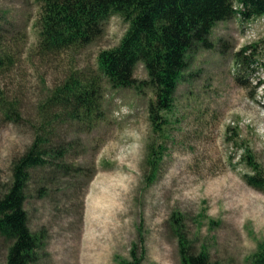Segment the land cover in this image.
<instances>
[{
	"label": "rangeland",
	"instance_id": "374dc122",
	"mask_svg": "<svg viewBox=\"0 0 264 264\" xmlns=\"http://www.w3.org/2000/svg\"><path fill=\"white\" fill-rule=\"evenodd\" d=\"M40 10L38 0H0V53H11L14 61L0 72V93L20 112L13 120L0 108L4 189L12 182L15 158L34 139L50 89L74 69L97 71L98 53L118 45L128 27L114 14L92 43L41 54ZM210 39L213 47L196 49L174 109L164 113V134L154 132L150 119L153 89L114 87L107 77L105 114L93 128L74 120L54 127L51 142L69 147L63 161L73 168L53 159L31 169L25 208L31 230L43 238L38 264H122L134 246L141 264H183L178 218L191 252L206 250L213 264H252L264 244V191L244 180L241 154L244 145L251 147L264 166V14L220 20ZM253 43L259 56L242 85L234 76L233 54ZM134 75L149 78L142 62ZM159 143L163 158L155 181L147 184L149 147ZM8 248L0 235L2 263Z\"/></svg>",
	"mask_w": 264,
	"mask_h": 264
},
{
	"label": "trees",
	"instance_id": "16d2710c",
	"mask_svg": "<svg viewBox=\"0 0 264 264\" xmlns=\"http://www.w3.org/2000/svg\"><path fill=\"white\" fill-rule=\"evenodd\" d=\"M41 10L38 50L55 54L63 50L84 47L104 32L105 21L118 14L128 27L118 45L102 49L97 56V71L72 70L66 78L50 89L40 104V119L35 136L27 149L13 162V179L7 188L0 182V235L9 243L7 260L0 264H38L37 249L43 238L29 226L25 208L26 190L31 169L55 165L69 170L72 165L63 158L69 147L55 146L53 129L59 121L74 120L88 129L104 117L103 77L114 87H134L142 91L149 85L154 99L149 103L150 119L156 134L165 131L175 106V92L190 66L196 49L212 48L210 34L220 20L239 15L247 20L264 14V0H38ZM257 43L244 45L234 52V76L244 84L252 63L258 58ZM142 62L147 80L139 81L134 72ZM13 56L0 53V72L12 67ZM0 108L9 119L19 120L17 106L0 93ZM164 134V133H163ZM163 144L151 145L147 155L149 173L146 183L155 181L162 161ZM241 161L247 167L243 178L250 186L264 191V166L256 153L243 146ZM75 171L81 169L76 167ZM176 219L183 264H213L206 250L190 251L191 243ZM174 221V220H173ZM176 224V223H175ZM176 226V225H175ZM184 230V229H183ZM253 253L252 264H264V244ZM136 247L130 259L122 264H141Z\"/></svg>",
	"mask_w": 264,
	"mask_h": 264
},
{
	"label": "bare ground",
	"instance_id": "6f19581e",
	"mask_svg": "<svg viewBox=\"0 0 264 264\" xmlns=\"http://www.w3.org/2000/svg\"><path fill=\"white\" fill-rule=\"evenodd\" d=\"M122 194H124V193H122ZM123 197V196H122Z\"/></svg>",
	"mask_w": 264,
	"mask_h": 264
}]
</instances>
